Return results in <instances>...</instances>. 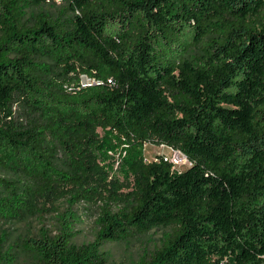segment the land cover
I'll return each instance as SVG.
<instances>
[{
    "label": "trees",
    "instance_id": "1",
    "mask_svg": "<svg viewBox=\"0 0 264 264\" xmlns=\"http://www.w3.org/2000/svg\"><path fill=\"white\" fill-rule=\"evenodd\" d=\"M55 1L0 0V223L73 187L88 199L82 186L107 174L131 191L105 202L92 243L72 242L69 212L53 237L3 233L0 264L19 251L31 264H104V244L154 229L169 231L139 264H264V0L41 8ZM145 144L188 163L145 162Z\"/></svg>",
    "mask_w": 264,
    "mask_h": 264
},
{
    "label": "rangeland",
    "instance_id": "2",
    "mask_svg": "<svg viewBox=\"0 0 264 264\" xmlns=\"http://www.w3.org/2000/svg\"><path fill=\"white\" fill-rule=\"evenodd\" d=\"M64 7L62 0H56L54 6L46 4L41 8L58 14V12L63 11ZM80 79L81 83H87L83 76ZM19 123L24 124L21 118H19ZM97 131L100 133V130ZM158 152L159 150L154 147V144L147 146L146 157L150 159ZM4 176V172L0 170V178ZM105 177V183L99 178H91L88 184L82 186L86 190L95 189L84 194L88 199L72 200L70 195L77 190L75 187L56 194L42 196L35 203L36 207L27 221L16 224L0 223V239L3 233L10 234L12 239L38 238L39 233L43 231H48L49 235L53 237L59 233L58 218L60 215L72 212L75 216L73 218L74 238L72 242L77 246L92 243L99 231L97 221L105 202H111L112 198L122 197L131 191V188L128 187H111V175L107 174ZM112 192L117 193L112 196ZM110 207L114 208V206ZM168 231V229H154L144 236L135 237L127 242L104 244L101 247L104 264H139L144 256L160 246L163 235ZM16 264L31 263L29 258L22 251H19Z\"/></svg>",
    "mask_w": 264,
    "mask_h": 264
},
{
    "label": "built area",
    "instance_id": "3",
    "mask_svg": "<svg viewBox=\"0 0 264 264\" xmlns=\"http://www.w3.org/2000/svg\"><path fill=\"white\" fill-rule=\"evenodd\" d=\"M84 77V76H83ZM86 80H87V83L86 84H83L81 83V86H88V85H91L93 83H98L97 81L95 80H91V79H88L86 77H84ZM150 145H153V144H145L144 145V161L145 162H159V161H162L164 163H168L172 166L173 169H176V170H181L185 165H187V158L186 156L180 152L179 150L177 149H174L172 147H169L167 145H164V144H154V147L156 149L159 150V152L157 154H155L152 158H147L146 157V148L147 146H150Z\"/></svg>",
    "mask_w": 264,
    "mask_h": 264
}]
</instances>
